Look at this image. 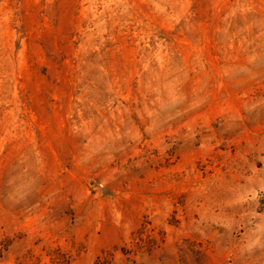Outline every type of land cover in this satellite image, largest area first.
Here are the masks:
<instances>
[{
  "label": "rangeland",
  "instance_id": "rangeland-1",
  "mask_svg": "<svg viewBox=\"0 0 264 264\" xmlns=\"http://www.w3.org/2000/svg\"><path fill=\"white\" fill-rule=\"evenodd\" d=\"M0 264H264V0H0Z\"/></svg>",
  "mask_w": 264,
  "mask_h": 264
}]
</instances>
